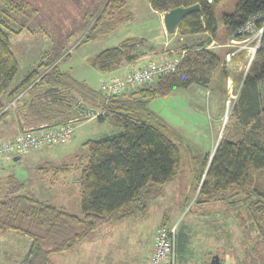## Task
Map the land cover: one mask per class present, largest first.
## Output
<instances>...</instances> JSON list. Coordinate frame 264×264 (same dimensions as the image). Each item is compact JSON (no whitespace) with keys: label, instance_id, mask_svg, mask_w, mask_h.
Wrapping results in <instances>:
<instances>
[{"label":"trees","instance_id":"16d2710c","mask_svg":"<svg viewBox=\"0 0 264 264\" xmlns=\"http://www.w3.org/2000/svg\"><path fill=\"white\" fill-rule=\"evenodd\" d=\"M65 1L79 7L82 21H87V26L91 24L83 39L86 42L96 39L93 31L100 24L116 25L130 18L122 16L130 0ZM223 1L150 0L151 8L157 13L199 5L200 11L182 19L177 35L185 39L206 34L208 38L194 45L183 42L179 52L182 59L170 74L130 93L108 96L101 88L95 91L69 73H61L59 62L71 55L68 52L62 55L58 50L45 53L39 65L43 73L35 69L12 87L20 65L11 49L10 35L20 36L26 30L24 25L16 30L15 23L19 18L30 20L29 11L36 15L42 6L54 0H0V123L10 113L7 104L26 94L27 102L17 111L23 132L87 119L84 112L80 113L81 108L97 112L87 120L96 118L100 123L122 128L118 135L87 141L83 145L87 153L77 163L64 162L59 166L47 163L39 167L41 173H52L53 177H67L73 170L80 171L77 182L82 217L27 193L26 185L15 175L0 177V233L16 234L29 243L25 257L14 264H54V256L70 253L90 242L101 228L145 218L147 201L155 197V189L177 178L182 166L180 147L170 133L168 136L169 127L149 109V104L178 89L193 85L208 88L216 74L222 72L226 55L208 46L222 37L247 38L249 34L240 31L251 20L257 29L264 26V0H239L233 13L222 16L223 27L219 30L214 10ZM156 52L147 39L131 37L93 57L90 65L100 73L109 74ZM263 82L264 32L233 110V114L238 113L243 134L235 142H220L223 144L213 158L223 148L216 170L218 178L213 186L203 183L195 200L198 204L217 200L226 204L227 216L231 215L242 233V249L247 253L242 264H264V183L256 176L264 170V141L258 131L262 127L260 84ZM49 88L57 89L53 91L56 100L45 94ZM195 181L198 185L200 178L196 177ZM187 241V235L180 231L176 250L181 256L186 252Z\"/></svg>","mask_w":264,"mask_h":264},{"label":"rangeland","instance_id":"374dc122","mask_svg":"<svg viewBox=\"0 0 264 264\" xmlns=\"http://www.w3.org/2000/svg\"><path fill=\"white\" fill-rule=\"evenodd\" d=\"M238 1L225 0L215 7L214 14L219 30L223 27L222 16L233 13ZM46 5L42 6L36 15L29 11L30 20L17 19L15 29L18 30L24 25L26 30L20 36L10 35L11 49L20 65L12 87L19 84L30 72L38 69L45 53H52V50H58L62 55L67 52L71 55L68 60L62 59L59 62L58 68L61 73H69L76 81L99 91L104 78L117 77L119 74L113 72L109 77L106 76L107 74L100 76L103 73L94 69L90 65V60L106 49L119 46L128 38H145L153 44L159 57L152 62L172 61L175 56H179L183 42L194 45L208 38V35L202 34L184 39L177 35V31L169 34L162 23L160 13L151 8L150 0H130L122 13V16L130 18L116 25L113 22L100 24L98 29L93 31L96 39L86 42L83 39L91 24L87 26V21H82L79 7L65 0L59 2L54 0L52 3L47 2ZM1 9L0 4V11ZM222 38L218 42H212L208 48L224 56L225 52L226 55L228 52L231 53L233 48L229 47L232 39L229 41ZM242 53L244 67L242 72L238 73L235 71L234 61ZM250 54L252 55L250 49L246 47L238 54L235 52L230 62L226 61L225 55L221 71L224 70L232 78L234 77L237 85L226 83L218 77L222 74L219 73L208 88L193 85L188 89H178L149 104V109L162 118L169 127L168 136L171 134L173 139H176L182 155V166L174 181L155 189L157 194L152 200L147 201L146 217L142 222L134 225L135 227L141 225V240L147 243L143 246L144 249L140 248V241L135 242L134 234L132 236L131 233H127L132 229L129 226L124 228L122 225L112 231V226H105L90 242L85 243L79 252L75 249L70 253L54 256V264H148L154 247L151 250L152 238L154 240L159 228L163 226L177 227V234L183 231L188 237L185 254L181 256L176 250L174 264H211L214 256L219 257L221 264L243 263L247 253L242 249V233L231 215L228 213L227 216L226 204H219L218 200L198 204L195 200L198 197V189L203 183L213 186L218 178L216 170L223 148L217 157L213 158L218 147L223 144L220 142H235L243 134L238 113L233 114V110L253 61L250 62ZM39 71L44 72L40 68ZM263 85L260 87L263 104L262 127L258 130L262 141H264ZM13 103L10 102V105ZM10 105L7 104L9 115L0 123V136L5 140L12 139L11 137L14 138L18 134L15 128L17 127L15 108L11 109ZM121 132L122 128L108 122L100 123L96 118L80 120L75 124L70 143L31 151L27 157L18 162H12L13 159L0 162V177L4 179L7 175H15L24 182L27 193L82 217L80 187L77 182L80 171L73 170L67 177H53L52 173L49 175L41 173L39 167L47 163L58 166L64 162L77 163L79 158L87 153L83 146L87 141L100 140ZM9 162H12L11 165L6 166L5 164ZM211 169L213 171L209 173ZM256 176L264 183V170L257 172ZM196 177L200 178L198 185L195 181ZM188 197H191L190 202L186 203ZM93 241L97 242L91 243ZM114 247L116 250L117 247H132V250L122 251L120 254L115 252L111 259ZM28 249L29 243L22 237L13 233H0V264H14L21 261Z\"/></svg>","mask_w":264,"mask_h":264},{"label":"built area","instance_id":"2783aa9c","mask_svg":"<svg viewBox=\"0 0 264 264\" xmlns=\"http://www.w3.org/2000/svg\"><path fill=\"white\" fill-rule=\"evenodd\" d=\"M257 19H262L258 17ZM264 26L257 29L254 21H249L240 33L249 34L243 40L232 39L230 48H233L226 55V61L230 62L236 52L240 53L246 47L250 49L252 55L250 62L254 59L257 50L261 47ZM180 56H175L172 61L151 62L146 66L140 67L125 77L117 76L104 78L101 82V89L108 96L127 94L138 88L150 85L158 78L168 75L175 71ZM90 119L94 115L86 114ZM79 119L69 121L64 126L50 127L40 131H28L19 134L13 139L0 141V162H8L17 156H25L31 151H40L48 147L59 144L70 143L75 124ZM177 227L163 226L159 228L154 238L153 252L148 264H174L176 257Z\"/></svg>","mask_w":264,"mask_h":264},{"label":"crops","instance_id":"0c3cea01","mask_svg":"<svg viewBox=\"0 0 264 264\" xmlns=\"http://www.w3.org/2000/svg\"><path fill=\"white\" fill-rule=\"evenodd\" d=\"M164 14L165 13H160L159 15H160V17L162 18L161 20H162V23L164 24ZM213 42H216V41H213ZM163 53V52H162ZM159 57V54H158V51L155 53V54H152V55H149V56H147V57H145V58H143V59H141V60H139V61H137L136 63H134V64H131V65H127V66H125L124 68H122V69H120V70H117V71H115V72H117L119 75L118 76H121V75H124V74H126L127 72H129V71H131V70H134V69H138V68H140V67H143V66H146L148 63H150V62H152L153 60H155V59H157ZM244 56L243 55H241V56H238V57H236V59H235V61H234V63H235V71L236 72H238V73H240V72H242V70H243V67H244V58H243ZM113 73V72H112ZM222 73V74H221ZM220 74V76H218L220 79H222L223 81H226V83L228 82V84H230V83H232V84H236L237 85V81L235 80V78L233 77H231V75L230 74H228V73H226V71H224V70H222V72H221ZM111 73H109V74H107L106 76L107 77H109V75H110ZM105 76V74H101L100 76ZM262 84H264V82L263 83H261L260 84V87H261V85ZM264 86V85H263ZM200 88V87H199ZM27 100H28V96L26 95V94H24V95H21L20 96V98H17V100H14L13 102H11V103H13V105L11 104L10 105V103H9V105L11 106L10 108L12 109L13 107L15 108L14 110V114L16 115V117H17V122H16V124H15V126H17V127H15L17 130H18V134H16L15 136H14V138L16 137V136H18L19 134H21V133H23V131L20 129V119H19V116H20V113H18L17 114V111H19L20 109H22V106L27 102ZM69 123V122H68ZM29 130H31V129H29ZM40 130H42V129H40ZM40 130H36V131H40ZM32 131H35V130H32ZM25 132V131H24ZM28 132V131H27ZM30 132V131H29ZM12 139H13V137H11ZM6 139H9V138H6ZM5 139L3 138L2 139V136H0V141H4ZM30 154V153H29ZM29 154H27V155H25V156H22V157H20V158H24V157H27ZM21 159V160H22ZM19 161V160H18ZM18 161H15L14 159L12 160V162H18ZM12 162H9V163H6L5 165L7 166V165H11V163ZM2 163V162H1ZM0 163V164H1ZM3 165V164H2ZM142 220L143 219H141V220H129V221H125V222H123V223H121V224H119V225H117V226H114V227H112L111 228V231L115 228H119V226H122V225H124V228L125 227H127V226H129V228H132V229H130L127 233H131V235L133 236V234H134V236L133 237H136L135 239H136V241L135 242H138V241H140V244H141V247L140 248H142V249H144V247L143 246H145V244L147 245V243H146V241L145 240H141V236H142V234H141V225L140 224H138V225H140V226H134V225H137V223L138 222H142ZM133 227H135V228H133ZM130 235V237H132ZM128 236V235H127ZM127 236H125V237H127ZM135 239H133V240H135ZM94 242H97V241H93V242H91V243H94ZM153 244H154V240H153V238H152V245L150 246V248H151V250H152V247H153ZM84 247V245L83 246H81V247H79L78 249H77V252H79V250L81 249V248H83ZM114 249L115 250H113V253L111 254L112 256H110L111 257V259L114 257L113 256V254L115 253V252H119V254L122 252V251H130L131 252V250H132V247H117V250H116V247H114Z\"/></svg>","mask_w":264,"mask_h":264},{"label":"water","instance_id":"95a60500","mask_svg":"<svg viewBox=\"0 0 264 264\" xmlns=\"http://www.w3.org/2000/svg\"><path fill=\"white\" fill-rule=\"evenodd\" d=\"M194 11H200V6L194 5V6L187 7V8L186 7H179V8H176V9H173L171 11L166 12L164 14V17H163L166 31L169 34H174L177 31L182 19L186 15H188ZM55 90H57V89L49 88L45 91V94H48V93L53 92ZM79 107H81V105ZM82 112H84L86 114L92 113L93 115L97 114L96 111H89V110L87 111V110H84L81 108L80 113H82ZM19 159H20L19 156L14 158L15 161H18ZM211 264H221L219 257L214 256Z\"/></svg>","mask_w":264,"mask_h":264},{"label":"flooded vegetation","instance_id":"af4514ba","mask_svg":"<svg viewBox=\"0 0 264 264\" xmlns=\"http://www.w3.org/2000/svg\"><path fill=\"white\" fill-rule=\"evenodd\" d=\"M44 95H45V94H44ZM46 95H47V94H46ZM48 95H50L51 97H53V99L56 100V97L54 96L53 92L48 93Z\"/></svg>","mask_w":264,"mask_h":264},{"label":"clouds","instance_id":"9594fccd","mask_svg":"<svg viewBox=\"0 0 264 264\" xmlns=\"http://www.w3.org/2000/svg\"><path fill=\"white\" fill-rule=\"evenodd\" d=\"M87 118V117H86ZM88 119V118H87ZM24 133V132H23ZM19 157H22V156H19Z\"/></svg>","mask_w":264,"mask_h":264}]
</instances>
